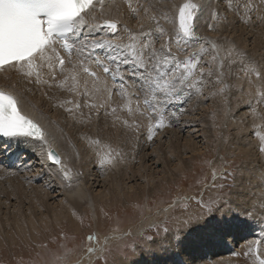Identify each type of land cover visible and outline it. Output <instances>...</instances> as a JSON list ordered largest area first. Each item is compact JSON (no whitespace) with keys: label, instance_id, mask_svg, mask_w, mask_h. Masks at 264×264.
<instances>
[{"label":"snow or ice","instance_id":"6c2138e0","mask_svg":"<svg viewBox=\"0 0 264 264\" xmlns=\"http://www.w3.org/2000/svg\"><path fill=\"white\" fill-rule=\"evenodd\" d=\"M114 7L115 0H0V155L11 154L20 161L7 166L0 161V170L31 171L13 149L14 143H24L32 147L42 169L55 166L48 175L61 186L71 188L82 175L65 164L54 133L24 111V93L18 90L22 83L47 89L44 95L53 100L52 107L62 109L74 124L88 126L94 118L99 124L103 117L107 126L111 118L112 127L136 134L137 140L146 128L147 142L180 120L187 111L183 105L193 95L220 98L225 114L240 129V139L249 121L253 128L264 129V63L235 41L196 34L202 20L209 31L264 25V0H127L134 26L114 16ZM52 89L68 95L53 98ZM204 89L209 96H204ZM173 106L176 110L170 111ZM256 135L258 151L264 155V135ZM80 139L93 151L99 144L90 143L86 135ZM229 139L223 137V142ZM108 147L109 158L97 153L101 167L122 161L121 149ZM220 160L225 162V157ZM226 177H232L231 182H225ZM194 187L197 193H177L169 204L172 208L182 203L187 214L166 215L151 226L154 235L141 231L139 241L124 245L121 264H193L183 248V238L193 227L220 242L247 233L244 255H251L255 246V264H264L259 251L264 245V193L250 197L243 179L237 184L234 172L223 165L211 168L210 183L194 174L189 191ZM254 187L264 189V173ZM193 203L196 211L188 213ZM94 239L86 237L89 244ZM85 251L93 256L105 249L89 246ZM170 256L185 259L172 261ZM64 259L67 264V254Z\"/></svg>","mask_w":264,"mask_h":264},{"label":"rangeland","instance_id":"374dc122","mask_svg":"<svg viewBox=\"0 0 264 264\" xmlns=\"http://www.w3.org/2000/svg\"><path fill=\"white\" fill-rule=\"evenodd\" d=\"M205 28L207 33L211 34V39L236 41L235 43L240 48L246 49L255 61L261 63L262 57L264 60V36L261 38L262 41H255L257 32V34L264 33V25L255 28L236 25L227 27L228 29L223 32L209 31L207 26ZM207 36L204 37L210 38ZM237 38L240 40L239 43L242 42L241 45L237 42ZM204 96H209L208 89H204ZM233 106H235L234 101ZM183 107L188 112L186 111L179 121H173L172 127L156 132L152 142H147L143 138L145 133L140 132L139 138L143 137L139 147L142 148H138L137 159L131 161V178H122L119 190H113L115 194L109 191V184L104 180L106 171L102 170L98 163L90 164L89 172L96 176L97 182L91 175L86 183L89 192L92 193L86 198L87 204L85 203L80 210L75 208L68 210L65 216L57 215L55 217L57 221L59 220L57 223L54 216L45 214L47 227L39 226L31 234L30 232L15 234L14 238L9 228L10 221L17 208H23L26 212L28 205L23 203L24 206L18 207L13 197L6 199L4 195H0V218L3 220L1 222L3 226H0V264H65V254H67V264H121L124 259V245L139 241L141 231L145 235H154L151 226L163 221L166 215L183 218L187 214L182 203L172 208L169 204L176 200L177 193L186 192L192 195L198 192V188L195 187L191 191L188 189L194 174L201 179L207 177L210 183L213 167L220 169L223 165L228 171L234 172L237 184L243 179L250 197H260L264 189L256 188L254 185L258 182L261 173H264V155L258 151L256 134L264 135V129L253 128L249 121V130L244 133V138L240 139V129L232 122L230 116L225 114L226 108L218 97L209 96L205 100L204 97L193 95ZM169 110L176 109L173 106ZM40 112L47 117L52 113L51 110L45 113L44 108H41ZM259 123L257 121V124ZM223 137H230L227 144L223 142ZM170 142L176 144L175 154H168ZM140 156H143L141 160L138 159ZM221 156L225 157V162L220 160ZM24 161L27 162V159ZM208 161H212V164L209 165ZM16 162L20 161L16 160L13 164ZM28 163L34 171L40 168L34 159H30ZM22 172L16 171V174L21 175ZM249 177H251L250 183ZM6 178L3 180L5 181ZM231 179L232 177H226L225 182H231ZM41 183L43 181H36L35 185ZM205 195L207 196L208 193ZM92 197L94 199L91 200ZM62 200L59 190L53 187L52 195L47 197V202L51 204L50 206H55ZM163 209H168V213H164ZM194 211L196 205L193 203L187 212ZM41 213L38 211L37 215ZM160 226L164 225L161 223ZM126 233L131 235H125ZM89 235L95 238L91 244L86 240ZM247 237V233H239L234 238L220 242L210 239L193 227L183 238V248L194 258L193 264H200V261L202 264H255L257 261L255 246L251 255H244L247 247L243 239ZM97 239L99 244L95 242ZM89 246L103 247L105 251L97 254L102 255V258L98 259L97 255L89 256L85 251ZM261 248L262 246L259 251L264 256ZM168 259L176 261L185 257L170 256Z\"/></svg>","mask_w":264,"mask_h":264},{"label":"bare ground","instance_id":"6f19581e","mask_svg":"<svg viewBox=\"0 0 264 264\" xmlns=\"http://www.w3.org/2000/svg\"><path fill=\"white\" fill-rule=\"evenodd\" d=\"M107 2H109V0H106V3ZM132 2H133V4H135V0H132ZM126 9H127V0H115V7L112 9V12H113V15L116 16L117 18L121 19L122 21H127L130 26H134L135 20L133 21L132 19H129ZM205 27L206 26L202 20L201 26L197 29L196 34L198 36H202V37L207 36V35L210 36L211 34L207 33V30ZM226 28H222L220 31L223 32V31H225ZM199 33H201V34H199ZM257 33H256L255 41L260 42L261 38L264 36V33L263 32H262L263 34H261V33L257 34ZM210 39H211V36H210ZM239 41L240 40H238V38H237L238 43H239ZM241 41H242V39H241ZM256 42L254 43L255 47H256ZM240 43H242V42H240ZM240 43H239V45H241ZM261 43H260V45H261ZM254 50H255V48H254ZM261 63H264L263 57H262ZM13 79L15 80V77ZM0 83H3V81L0 80ZM29 88H31V91H27V89H29ZM18 90L20 92L24 93V101H25L24 111L34 121H36L42 125L47 126L49 128V130L54 133V135L58 138V143H59V147L57 148V151L62 153V159L64 160L65 164L69 168H72L74 171H78L79 173H82V175H80L78 179L73 180L71 188H69L67 185L61 186V184L58 180L50 179V177L48 175V173L50 171H52V167H55V166H52V167L45 166L42 169L39 158L34 153L31 146H27L24 143H20L19 145L14 143L13 149H14L16 154L21 155L20 156L21 159H23V160L27 159V163L30 159L31 160L34 159L35 161H37V165L40 168L37 169L38 171H36V170L34 171L32 169H31V171H23L21 175L16 174L14 167L12 168L11 172H5V171L0 170V195H2V196L4 195V197L6 199L13 197L16 200V204L18 205V207H20L21 205L24 206V204L28 205V206L25 205V206H27L26 212H25V210H23V208H21V209L17 208L16 211L14 212L13 218L10 221V225H9L10 231L12 232V234H11L12 236L13 235L15 236V234L21 235V234H24L26 232H30V234H31L39 226L47 227V222H45V220L47 219V215H45V214H51V216L52 217L54 216V218H55L59 214H63L62 216L67 215L68 210H70L72 208L79 209V210L82 209L85 206L86 201L88 200L86 198L88 196L90 197L92 194L89 192V190L86 186V183H88V180L90 179L91 175H93V177H94V174L93 173L90 174V172H89L90 169L88 167L90 164H92L94 162H95L94 164L98 163L97 162L98 161L97 153L99 154L100 158H109L108 153L111 150L108 147L109 144L113 148L119 147L122 151V154H123L122 161L117 163L114 167L108 166V165H105L102 167V170L106 171V172H104V173H106V177L104 180L109 184V187H110L109 191H112L113 194H115L113 190H115V191L119 190L120 182L123 181L122 178H124V177L131 178V174H130L131 173L130 170L132 171V168H131L132 162L131 161L137 159L136 155L138 154V151H139L138 148H140V149L142 148L139 146H140V141L143 137L142 136L141 138H139V140H136V138H135L136 134L130 133V132H125V130H123L119 126L112 127L111 126V123H112L111 118L108 119L107 126L105 125V121H104L103 117L101 118L99 124H97L95 122V118L93 119V123L91 125H88V126H82L79 124H74L72 120L68 119L67 114L63 113L62 109H57V108L52 107L53 100L49 99V96L44 95V92L47 91V89H40V88H37L35 86L22 83L18 86ZM49 95L52 96L53 98L59 97L60 99H64L67 97L68 94L67 93H61L59 91H56L55 89H52L49 92ZM133 107H135L134 103H133ZM41 108L45 109V113L47 112V110H51L52 113L50 114L49 117H47L46 115L43 116L42 113L40 112ZM50 121H54L55 124H50L49 123ZM145 123H147V121H145ZM169 130H170V128H169ZM141 132L145 133V135L143 137L145 139L146 128L141 129ZM172 132H174V131H172ZM62 134H63V138L60 139ZM81 135H86L89 142L94 144V145H96L97 140L99 141V144L96 146L95 151L88 149L86 147L84 141L80 139ZM192 136H193V134H192ZM188 146H189V144H188ZM196 149H198V148H196ZM167 150L169 151L168 154L169 153L175 154L176 153V144L170 142ZM77 153L80 154L79 160L76 159ZM178 154H179V152H178ZM6 156L9 158H5ZM167 156H169V155H167ZM142 158H143V156H140V158H138V159L141 160ZM175 159H177V158H175ZM0 160L3 161V164L7 166V165L13 164L16 161V158H15V156H12L11 154L6 153L4 155H0ZM19 163L20 162H18V163L16 162V164H19ZM49 163H51V162H49ZM28 164L31 165L30 163H28ZM98 168H100V167H98ZM87 170H88V172H87ZM37 172H41L42 174L38 176V175H36ZM5 177H7V178L4 181L3 179ZM36 181H43V183H41V185L40 184L35 185ZM94 181L97 182L96 176L94 177ZM53 187H56L59 190V192L61 193V195L63 197V200H62V202L58 203L55 206H50L51 204L47 202V197L52 195ZM104 195H107V194H104ZM110 196H111V192H110ZM94 197H96V196H94ZM94 197H92L90 199L92 200V199H94ZM38 211L42 212V213L40 215H37ZM37 216H39V217H37ZM48 216L50 217V215H48ZM55 220H56V218H55ZM55 220H53V221H55ZM2 221H3L2 218H0V226H3V223H1ZM58 221L56 220L55 222L57 223ZM11 235H10V237H11ZM33 235H35V234H33ZM1 239H3V238H1ZM245 247H247V245ZM261 249H262V254H263L264 253V246L263 245H262ZM89 259H91V258H89ZM200 264H202L201 261H200ZM203 264H205V263H203ZM207 264H209V263H207Z\"/></svg>","mask_w":264,"mask_h":264},{"label":"water","instance_id":"95a60500","mask_svg":"<svg viewBox=\"0 0 264 264\" xmlns=\"http://www.w3.org/2000/svg\"><path fill=\"white\" fill-rule=\"evenodd\" d=\"M73 264H79V263H73Z\"/></svg>","mask_w":264,"mask_h":264}]
</instances>
